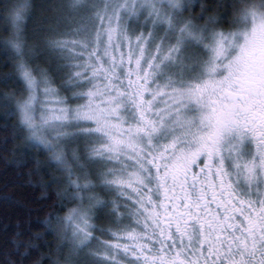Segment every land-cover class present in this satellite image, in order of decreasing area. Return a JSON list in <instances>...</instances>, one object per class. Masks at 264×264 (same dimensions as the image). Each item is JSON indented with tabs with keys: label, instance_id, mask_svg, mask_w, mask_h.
Masks as SVG:
<instances>
[{
	"label": "snow or ice",
	"instance_id": "1",
	"mask_svg": "<svg viewBox=\"0 0 264 264\" xmlns=\"http://www.w3.org/2000/svg\"><path fill=\"white\" fill-rule=\"evenodd\" d=\"M181 7L101 0L83 9L92 13L84 27L50 42L68 62L71 97L43 81L38 101L41 82L18 66L28 92L18 109L32 138L46 143L44 126L74 130L113 197L91 198L115 217L95 264H264V12L209 37L177 19ZM185 40L203 46L202 60L185 55ZM8 43L20 51L18 36ZM76 218L72 242L86 246L91 216L81 209Z\"/></svg>",
	"mask_w": 264,
	"mask_h": 264
},
{
	"label": "trees",
	"instance_id": "2",
	"mask_svg": "<svg viewBox=\"0 0 264 264\" xmlns=\"http://www.w3.org/2000/svg\"><path fill=\"white\" fill-rule=\"evenodd\" d=\"M59 1L28 0L25 20L14 35L7 19V11L14 0H0V264H58V260L59 264L61 261L71 264L66 261V256L71 259V250L69 252L63 243L69 240V234L65 233L72 220L68 217L81 208L79 203L72 201V195L84 188L74 189L70 185L69 173L72 179L77 178L75 169L81 172L76 166L75 155L79 162H86L83 160L86 157L85 142L78 138L74 140V130L62 132L44 126L40 134L46 143H40L19 123L21 114L18 109V103L28 96L18 67L21 63L41 82L38 101L45 99L43 81H47L60 96H72L67 90L71 87L68 62L50 47V42L72 28L66 27L69 21L74 29L78 27L73 25L74 22L81 25V18L69 15ZM244 6L245 0H190L187 3V8L199 17V21H203V16L213 18L218 31H231L241 26L240 23L234 28L231 20L240 17V9ZM62 11L66 19L60 16ZM17 36L19 52L8 43ZM35 109L33 115L39 125L44 106L38 102ZM57 155L61 157L59 160ZM96 171L98 177L93 179V195L110 203L113 197L100 188L101 168ZM98 208L97 212L94 209L97 218H92L93 241L100 236L101 243L113 230L115 217L110 215V207L99 204Z\"/></svg>",
	"mask_w": 264,
	"mask_h": 264
},
{
	"label": "rangeland",
	"instance_id": "3",
	"mask_svg": "<svg viewBox=\"0 0 264 264\" xmlns=\"http://www.w3.org/2000/svg\"><path fill=\"white\" fill-rule=\"evenodd\" d=\"M59 2H61L64 5V7H66L63 10L68 11L69 15H72L73 17H77V18H81V19L86 20L87 16L91 15L92 13H89L87 11H83V9L91 8L94 4L101 2V0H79V3H76V0H60ZM104 2H106V0H104ZM187 3L189 4L190 0H182V7L180 8V14L177 17V19L180 21H184V22H190L191 25L193 26V28H195L197 30H203V34L207 35L209 37L212 35L213 32H216V33L237 32V31H240L245 25L251 26L250 17L244 18V17L240 16L238 18L236 17L235 19L233 18L231 20V24L234 25V28L237 27L240 23H241V26H239L236 29H233L231 31L230 30L229 31H220V30L218 31L215 27L216 26L215 20H213V18L203 16L204 17L203 21L202 22L199 21L198 20L199 17L192 14L190 12V10L187 8ZM102 6H103V3H101V7ZM64 11L61 12L60 16L62 18L66 19L67 17L63 16L65 14ZM73 25L78 26L80 28L84 27L83 24L80 25L77 22H74ZM141 25H143V19L142 18L139 19V23H137L136 21L132 22L133 28L138 29V31H143V27H141ZM66 27H68V28L72 27L71 29L75 30L74 26H71V21H69V24H67ZM163 34H164L163 32L158 33V35H163ZM197 34H200V33L198 32ZM175 38H176L175 36L171 37V40L173 43L175 42ZM183 47L185 48V55L190 57L193 63H196L198 60H202L204 58L202 56V53L204 51L203 46L200 44H197L195 41L185 40ZM76 139L77 138H75L74 140H76ZM83 160H85L86 162L85 163L79 162L80 161L79 157L77 155H75L76 166H77V168L80 169V171L84 175H82L81 172H78V170L75 169V171L77 173V178L72 177V179H71L72 182L70 183V185L72 187H74V189H75L76 187H75L73 182L76 181L77 179H79V184H80L81 188H84L85 184H91L92 190L84 188L83 190H81L80 193L75 192L72 195V201L74 200L75 202H77L81 205L80 210L83 209V210H87L89 212V214L91 216L90 223L92 225V223H93L92 218H94V219L97 218V215L95 214L94 209H96V212L99 209L98 208L99 204H97L96 201L91 199V198L94 196L93 193L95 192L94 180L96 177H98L97 176L98 172L96 170L100 166L97 164H93V163L89 162L87 157L83 158ZM87 180H88V182L86 183ZM77 220H78V218L72 219L71 225L69 226L68 231H66V233H65V234H69V236H68L69 240L67 243H63V246H66L67 248H69V250H71L72 254H74L76 252L74 255L71 254V256H70L71 259L69 260V263H71V264H95L94 257L91 254L93 252L98 251V249L100 247V241L102 238L99 236L96 239V241H98V242H96V241L94 242L93 240H90V241H88L86 246L74 245L71 237H72L74 230L76 229ZM101 233L105 234V232H103V231H101ZM92 235L94 236V231L92 232ZM105 236H106V234H105ZM83 260H85L86 263ZM88 260H89V262L87 263Z\"/></svg>",
	"mask_w": 264,
	"mask_h": 264
},
{
	"label": "clouds",
	"instance_id": "4",
	"mask_svg": "<svg viewBox=\"0 0 264 264\" xmlns=\"http://www.w3.org/2000/svg\"><path fill=\"white\" fill-rule=\"evenodd\" d=\"M24 5H27V7H23ZM27 10L28 0H14L9 7L7 11V19L12 26L14 35L17 32V28H19L24 22ZM253 10L264 12V0H245V6L240 9L239 15L245 17L246 13ZM18 15L20 16V19H16ZM19 123L28 131L29 136H31V130L23 123L21 116Z\"/></svg>",
	"mask_w": 264,
	"mask_h": 264
},
{
	"label": "bare ground",
	"instance_id": "5",
	"mask_svg": "<svg viewBox=\"0 0 264 264\" xmlns=\"http://www.w3.org/2000/svg\"><path fill=\"white\" fill-rule=\"evenodd\" d=\"M32 2H33V1H32ZM46 2H47V1H46ZM39 6H40V5H39ZM48 12H49V11H48ZM31 14H32V13H31ZM48 60H49V59H48ZM40 61H42V60H40ZM40 61H39V62H40ZM56 73H57V71H56ZM42 156H43V155H42ZM53 185H54V184H53ZM56 187H57V186H56ZM68 190H69V189H68ZM68 190H67V191H68ZM58 193H59V192H58ZM58 195H59V194H58ZM60 195H61V193H60ZM67 199H68V198H67ZM69 204H70V203H69ZM65 205H66V204H65ZM69 206H70V205H69ZM69 208H70V207H69ZM62 211H63V210H62ZM56 213H57V212H56ZM60 214H61V213H60ZM53 241H54V238H53ZM55 244H58V241H57V243H55ZM60 245H62L61 242H60ZM60 245H58V246H60ZM53 249H54V247H53ZM58 250H59V249H58ZM52 251H53V250H52ZM59 251H60V250H59ZM62 251H63V250H62ZM62 251H61V252H62ZM75 251H76V250H75ZM61 252H60V253H61ZM69 252H70V250H69ZM72 252H73V251H72ZM55 253H56V252H55ZM73 253H74V252H73ZM75 253H76V252H75ZM75 253H74V254H75ZM49 254H50V253H49ZM63 254H64V251H63ZM74 254H72V255H74ZM53 255H54V254H53ZM59 255H60V254L58 253L57 256H59ZM68 255H69V254H68ZM65 256H66V255H65ZM65 256H64V257H65ZM61 257H62V256H61ZM61 257H59V259H60ZM66 257H67V259H68V260H66V261H69V257H68V256H66ZM53 258L56 259V258H58V257H53ZM53 258H52V259H53ZM57 260H58V259H57ZM54 261H55V260H54ZM66 261H65V262H66ZM57 262H58V264H59L60 260H58ZM57 262H56V263H57ZM62 262H63V261H61V264L64 263V262H63V263H62ZM52 264H53V263H52Z\"/></svg>",
	"mask_w": 264,
	"mask_h": 264
}]
</instances>
